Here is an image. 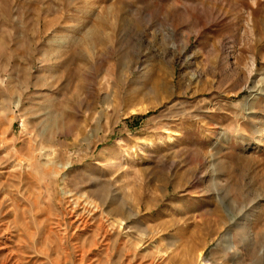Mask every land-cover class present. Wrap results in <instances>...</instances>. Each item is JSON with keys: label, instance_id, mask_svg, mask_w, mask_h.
<instances>
[{"label": "rangeland", "instance_id": "rangeland-1", "mask_svg": "<svg viewBox=\"0 0 264 264\" xmlns=\"http://www.w3.org/2000/svg\"><path fill=\"white\" fill-rule=\"evenodd\" d=\"M0 264H264V0H0Z\"/></svg>", "mask_w": 264, "mask_h": 264}, {"label": "bare ground", "instance_id": "bare-ground-1", "mask_svg": "<svg viewBox=\"0 0 264 264\" xmlns=\"http://www.w3.org/2000/svg\"><path fill=\"white\" fill-rule=\"evenodd\" d=\"M138 111L133 110L132 113H137ZM260 123V122H259ZM86 205V204H85ZM4 232V231H3ZM3 240V239H2Z\"/></svg>", "mask_w": 264, "mask_h": 264}]
</instances>
